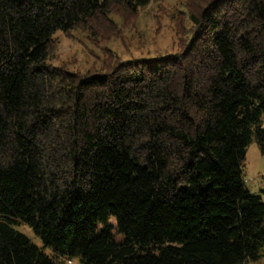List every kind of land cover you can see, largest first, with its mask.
<instances>
[{"label": "trees", "instance_id": "trees-1", "mask_svg": "<svg viewBox=\"0 0 264 264\" xmlns=\"http://www.w3.org/2000/svg\"><path fill=\"white\" fill-rule=\"evenodd\" d=\"M150 1L0 0V264L262 255L243 162L253 141L264 155V0H197L176 53L85 71L50 59L57 32Z\"/></svg>", "mask_w": 264, "mask_h": 264}, {"label": "rangeland", "instance_id": "rangeland-1", "mask_svg": "<svg viewBox=\"0 0 264 264\" xmlns=\"http://www.w3.org/2000/svg\"><path fill=\"white\" fill-rule=\"evenodd\" d=\"M196 4L197 0H151L134 12L112 3L106 15L90 18L69 31L57 32L50 59L55 65L64 64L70 69L85 71L107 60L116 62L119 58L127 63L133 58L179 52L187 43L186 31L191 26L189 13L196 9ZM243 164L246 186L264 198V155L256 141L248 145ZM110 222L115 225L113 218ZM17 228L43 246L42 239L28 225ZM115 236L117 239L123 237L116 229ZM44 250L49 254L53 252L50 247ZM62 264L82 263L79 256H73ZM248 264H264V249L259 259Z\"/></svg>", "mask_w": 264, "mask_h": 264}]
</instances>
